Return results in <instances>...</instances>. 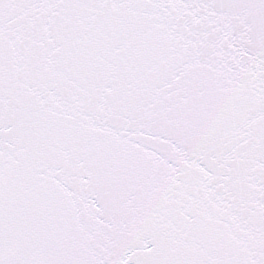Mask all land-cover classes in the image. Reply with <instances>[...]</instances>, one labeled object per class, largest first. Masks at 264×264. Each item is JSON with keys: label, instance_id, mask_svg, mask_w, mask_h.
Instances as JSON below:
<instances>
[{"label": "snow or ice", "instance_id": "6c2138e0", "mask_svg": "<svg viewBox=\"0 0 264 264\" xmlns=\"http://www.w3.org/2000/svg\"><path fill=\"white\" fill-rule=\"evenodd\" d=\"M0 264H264V0H0Z\"/></svg>", "mask_w": 264, "mask_h": 264}]
</instances>
